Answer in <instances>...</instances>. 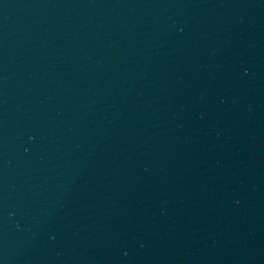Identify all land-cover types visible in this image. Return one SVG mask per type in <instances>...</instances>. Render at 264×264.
<instances>
[{"label": "water", "instance_id": "obj_1", "mask_svg": "<svg viewBox=\"0 0 264 264\" xmlns=\"http://www.w3.org/2000/svg\"><path fill=\"white\" fill-rule=\"evenodd\" d=\"M48 0H0V53Z\"/></svg>", "mask_w": 264, "mask_h": 264}]
</instances>
